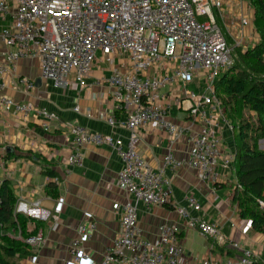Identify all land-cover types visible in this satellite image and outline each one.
<instances>
[{"label": "built area", "instance_id": "1", "mask_svg": "<svg viewBox=\"0 0 264 264\" xmlns=\"http://www.w3.org/2000/svg\"><path fill=\"white\" fill-rule=\"evenodd\" d=\"M212 3L213 0H0V21L6 22L0 31V42L5 46L0 52V88L3 76L15 73L21 59H39L42 78L61 89L68 87L71 75L84 88L97 54L108 59L124 55L130 61L127 71L116 69L105 80L115 112L123 115L122 121L109 117L106 122L111 127L122 125L128 131L127 141L79 124L68 127L73 148L68 166H81L86 145L108 146L120 159L116 186L125 200L114 203L112 211L119 214L121 231L106 246L103 257L96 259L84 245L94 237L98 223L92 219L81 222L67 248L69 258L65 264H178L184 253L179 227L162 224L153 238H147L138 222V203L146 207L171 204L168 171L190 169L199 182L215 187L223 173L233 170L235 151L222 150L218 120H226L215 86L219 76L233 66V58L231 46L214 20ZM238 20L237 32L228 34L234 46L246 51L248 37L243 35V29L251 22L245 17ZM149 71L152 73L148 75ZM198 77L203 78L204 91H187L185 86ZM20 83L26 90L34 87L27 78H21ZM176 84H180L184 95L181 108L193 122L202 123L197 132L192 125L180 126L169 118L166 99L173 93L164 91ZM74 109L78 111V107ZM32 111L45 120V131L49 129L48 122L57 118L45 108L36 110L29 103L14 102L0 93V115L12 112L26 117ZM151 125L168 136L171 143L187 136V156L176 159L169 148L161 166L151 169L136 150V130ZM228 128L232 131L229 124ZM259 148L264 150V145ZM183 200L185 206L176 210L185 227L223 247L239 248L223 239L214 222L189 215V211L201 210L193 195L187 193ZM260 205L264 208V202L260 201ZM14 206V214L39 221L51 217L52 229H57L59 210L50 216L36 202L18 201ZM25 242L41 245L42 238L27 237ZM258 260L255 253L243 250L236 258L219 261L208 257L200 264H254Z\"/></svg>", "mask_w": 264, "mask_h": 264}, {"label": "crops", "instance_id": "2", "mask_svg": "<svg viewBox=\"0 0 264 264\" xmlns=\"http://www.w3.org/2000/svg\"><path fill=\"white\" fill-rule=\"evenodd\" d=\"M212 5L214 20L225 34L234 35L232 29L235 30L234 24L240 17L249 19L255 27L252 0H213ZM5 23L0 21V31ZM253 36V31H250L247 44L255 40ZM4 49V44L0 42V52ZM96 58L87 73L84 88H80L74 81V75L70 76L66 89L55 88L40 75V62L36 57L21 59L15 73L3 76L1 95L14 102L29 103L36 110L45 108L57 116L48 122L49 129L45 131V120L35 111L26 117L12 112L0 115L1 186L10 190L14 204L18 201L28 204L36 202L50 216L59 210L56 230L52 229L51 217L39 221L26 215L14 214V211L0 222V242L5 244L14 241L23 248V252L16 255V264H65L69 258L67 248L75 237L77 226L89 219L95 220L98 226L94 237L84 247L96 259L103 257L106 246L121 231L119 214L112 211L114 203L121 204L125 200L116 186V175L121 168L117 154L108 146L86 145L82 149L81 166L67 165L73 151L68 131L70 125L79 124L93 132L120 137L124 142L128 139V131L122 125L111 127L106 122L109 117L122 121L123 115L115 112L110 99L111 90L105 80L116 69L127 71L129 58L116 55L108 59L99 54ZM151 73L149 71L148 75ZM21 78L33 81V89L26 90L19 84ZM185 87L187 91L200 94L205 89L203 78H195ZM179 89L180 84H176L164 91L173 93L166 99L170 105L169 118L180 126L192 125V130L197 132L202 123L193 122L188 112L181 108L184 95ZM75 107H78V111H75ZM218 121L222 150L235 151L228 123L221 118ZM136 137V150L151 169L161 166L169 148L176 159H183L190 146L187 136L171 143L170 138L153 125L138 128ZM167 176L172 185L171 204L153 207H146L143 203L137 205L138 222L147 238H153L162 224L177 225L179 242L184 249L178 264H200L208 257L224 261L238 256H226L227 249L239 254L248 250L255 253L259 260L264 258V234L252 229L251 222L238 214L233 199L237 182L232 171L223 173L215 187L199 182L195 172L187 168L168 171ZM187 193L193 195L201 205L200 212L189 211V215L214 222L223 239L236 243L238 249L223 247L196 230L185 227V221L178 215L176 207L185 206L183 198ZM27 237L42 238L41 245L26 243Z\"/></svg>", "mask_w": 264, "mask_h": 264}, {"label": "trees", "instance_id": "3", "mask_svg": "<svg viewBox=\"0 0 264 264\" xmlns=\"http://www.w3.org/2000/svg\"><path fill=\"white\" fill-rule=\"evenodd\" d=\"M252 2L256 30L262 39L260 43L242 52L240 47L234 46L220 26L231 46L233 66L219 76L215 86L216 97L225 110L224 118L232 127L235 150L232 172L237 182L233 199L240 217L251 222L252 229L256 232L264 234V208L260 205V201L264 202V150L259 148V141L264 139V1ZM243 109L257 115L258 125L254 129H246L241 117ZM250 139L252 143L248 142ZM14 205L10 190L2 185L0 222L12 214ZM1 238L0 226V240ZM219 248L224 252L223 248ZM21 252L23 248L14 241L5 244L0 242V264H16V255ZM236 254L241 255L231 249L225 251L226 256L235 257ZM254 264H264V258Z\"/></svg>", "mask_w": 264, "mask_h": 264}, {"label": "rangeland", "instance_id": "4", "mask_svg": "<svg viewBox=\"0 0 264 264\" xmlns=\"http://www.w3.org/2000/svg\"><path fill=\"white\" fill-rule=\"evenodd\" d=\"M200 20H202V19H200ZM234 26H235V30L232 29V33L235 34L237 32L236 28L239 27L238 22H236L234 24ZM256 28H257V26L255 25V27H254V25L252 24L250 27L243 29V35H246V37H248L249 32L253 31V34H254L253 37L255 38V40L253 39L251 41V43H249V44L246 43L245 48L253 47V45L260 43L262 38H261L260 34H258V31L256 30ZM226 36L228 38H231L227 34H226ZM231 40H232V38H231ZM240 49L243 52V48H240ZM222 109L224 112L225 111L224 107H222ZM241 117H242L243 122H245V124L247 126V127L245 126L247 130H249L250 128L254 129L258 125L257 115H255L253 112H250L248 109H243L241 111ZM248 142L252 143L253 141L250 139ZM263 145H264V143H260L259 146L263 147Z\"/></svg>", "mask_w": 264, "mask_h": 264}]
</instances>
